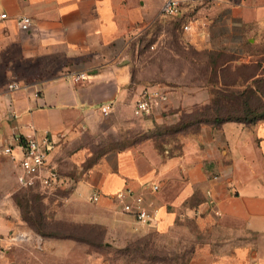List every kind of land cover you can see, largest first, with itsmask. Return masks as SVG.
Masks as SVG:
<instances>
[{
  "label": "crops",
  "instance_id": "obj_1",
  "mask_svg": "<svg viewBox=\"0 0 264 264\" xmlns=\"http://www.w3.org/2000/svg\"><path fill=\"white\" fill-rule=\"evenodd\" d=\"M164 1L0 0L2 241L26 231L15 202L25 191L18 160L20 140L35 134L50 143L48 161L64 181L52 197L69 220L107 228L133 223L121 206L144 194L156 211L143 229L167 232L190 221L207 236L195 264H264V119H187L208 109L217 91L252 89L259 99L251 107H264V88H257L264 78V0H188L185 19L199 24L189 32L161 14ZM21 16L31 18L29 30L19 28ZM208 54L213 69L208 62L192 74L189 67L204 65ZM217 55L229 58L218 62ZM72 72L88 78L74 83L66 76ZM11 82L18 87L9 90ZM147 86L167 96L150 114L156 123L186 117L192 125L179 136L180 153L164 155L147 142L92 159L101 126L132 117ZM152 184L159 186L154 194Z\"/></svg>",
  "mask_w": 264,
  "mask_h": 264
},
{
  "label": "rangeland",
  "instance_id": "obj_2",
  "mask_svg": "<svg viewBox=\"0 0 264 264\" xmlns=\"http://www.w3.org/2000/svg\"><path fill=\"white\" fill-rule=\"evenodd\" d=\"M202 58L204 65L189 67L192 74L207 69L213 55ZM228 58L216 59L219 62ZM193 114L187 119L192 120ZM161 115L165 117L163 112ZM185 118L179 123L159 124L153 115H133L117 121L115 126L104 123L103 133L93 141L95 156L92 159L96 160L97 155L111 148L147 142H152L164 155L177 153L179 136L187 129ZM25 190L17 192L15 199L26 231L10 234L6 241L0 239V264H195V251L207 240L190 221L179 222L167 232L146 230L136 222L107 228L101 224L71 221L68 209L57 204L53 194ZM16 235L18 238L14 237Z\"/></svg>",
  "mask_w": 264,
  "mask_h": 264
},
{
  "label": "built area",
  "instance_id": "obj_3",
  "mask_svg": "<svg viewBox=\"0 0 264 264\" xmlns=\"http://www.w3.org/2000/svg\"><path fill=\"white\" fill-rule=\"evenodd\" d=\"M188 0H165L161 7V14L166 17H180L183 14L185 3ZM5 14H1L0 18L4 19ZM18 26L21 30H29L32 26V20L28 16H21L18 19ZM199 24L192 17H187L181 24L183 32H189L197 28ZM72 82H79L88 78L85 72L69 73L66 75ZM18 85L11 82L8 85L9 90H14ZM167 101L165 93L158 90L156 87L147 86L142 89L137 100L133 104L132 113L135 117L149 116L153 110L161 106ZM111 105H104L100 108L103 116H107L111 112ZM22 148V156L18 160L19 172L17 174L18 184L23 188L35 187L39 192L45 195L53 194L55 190L64 183L63 178L59 175L57 169L50 165L48 155L50 151V143L46 136L42 138L36 135H26L20 140ZM5 154L15 161L16 158L12 154L10 148L4 150ZM159 189L157 184H152L149 187V193L154 194ZM120 197V196H119ZM91 200L96 202L98 196L94 195ZM121 211L132 217L134 222L146 225L154 220L155 208L151 202H145V195L138 194L132 197L130 202H125L121 206Z\"/></svg>",
  "mask_w": 264,
  "mask_h": 264
},
{
  "label": "trees",
  "instance_id": "obj_4",
  "mask_svg": "<svg viewBox=\"0 0 264 264\" xmlns=\"http://www.w3.org/2000/svg\"><path fill=\"white\" fill-rule=\"evenodd\" d=\"M185 17H186L185 13L183 11L182 16L174 17V19H178L180 23H183ZM219 56L220 55H217L216 58H218ZM214 64H215L214 61L210 62L212 69ZM257 81L262 84V86L261 84H259L257 88L258 89H260L261 87L264 88V78H260ZM213 95L214 96L211 100L210 107L206 109L204 112L193 114L194 118H192L193 121H191V123L213 122L218 124L221 123L222 121H227V120L247 122V121H255L258 119H264V107L262 108L258 106L251 107V105L254 104L252 103V101L259 99L257 94L252 89H245L242 93H237L233 91L227 92L226 90L217 91L213 93ZM188 124L189 123H185V128L189 126ZM180 147L179 149H177V153H174L172 155L179 154ZM23 189L24 190L34 189L38 191V189L35 187H29ZM15 202L17 204L16 199Z\"/></svg>",
  "mask_w": 264,
  "mask_h": 264
}]
</instances>
